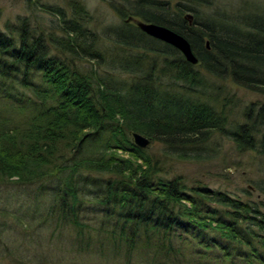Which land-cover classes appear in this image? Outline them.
<instances>
[{"label":"trees","instance_id":"16d2710c","mask_svg":"<svg viewBox=\"0 0 264 264\" xmlns=\"http://www.w3.org/2000/svg\"><path fill=\"white\" fill-rule=\"evenodd\" d=\"M209 1L109 0L125 23L107 28V42L80 1L49 8L56 31L21 16L0 24V184L52 182L40 218L70 221L79 234L78 207L98 203L104 233L85 244L113 255L138 248L166 264H264V199L170 177L130 132L160 141L167 156L203 157L215 131L264 156V102L229 125L223 85L208 80L264 93V11L206 13ZM136 15L185 35L198 62Z\"/></svg>","mask_w":264,"mask_h":264},{"label":"rangeland","instance_id":"374dc122","mask_svg":"<svg viewBox=\"0 0 264 264\" xmlns=\"http://www.w3.org/2000/svg\"><path fill=\"white\" fill-rule=\"evenodd\" d=\"M74 1L85 5L90 13V25L103 35L105 41H110L109 26L125 23V18L115 11L109 0H0V24L15 22L21 16L28 18L37 29H50L51 23L57 24L58 16L50 13L49 8L61 6L70 10ZM112 1L122 3L121 0ZM241 7L264 11V0H210L201 6L206 13L235 12ZM131 18L136 24L138 19L145 20L138 15ZM164 57L158 56L157 61L164 64ZM84 62L88 67L94 65L90 60ZM209 79L215 90L223 85L220 89L228 102L225 113L229 125L232 121L245 120L243 111L248 105L253 104L259 109L264 102V93L260 90L237 84L228 77L225 80L219 77ZM208 143V149L202 151L203 157L179 158L172 153L167 156L163 152L164 144L158 140H152L147 148L161 160L163 171L170 177L182 174L189 183L204 182L243 198L264 199V193L258 188L264 182V156L256 151L238 149L235 142L222 132L215 131ZM50 184L52 182L44 181L29 184L6 181L0 184V264H166L164 260L155 262L150 252L138 248L132 251L124 248L113 255V249H103L96 244L87 246L85 242L89 237L98 241L99 233H104L100 228L105 217L98 203L85 200L78 207L79 219L85 223L81 234L76 225L65 222V219L58 223L48 215L43 221L40 214L46 212L54 194L45 187ZM47 255L51 258L43 263L40 259Z\"/></svg>","mask_w":264,"mask_h":264},{"label":"water","instance_id":"95a60500","mask_svg":"<svg viewBox=\"0 0 264 264\" xmlns=\"http://www.w3.org/2000/svg\"><path fill=\"white\" fill-rule=\"evenodd\" d=\"M188 15L190 18H192L191 13ZM136 22L144 31L151 34L152 36L160 38L178 47L189 61L193 63L198 62V57L194 53L190 41L182 33L167 25L153 21L138 19ZM130 132L132 135V140L135 144L139 145L140 147H147L150 144L151 138L147 135L136 130H131Z\"/></svg>","mask_w":264,"mask_h":264}]
</instances>
